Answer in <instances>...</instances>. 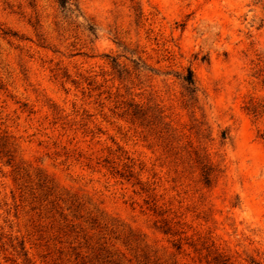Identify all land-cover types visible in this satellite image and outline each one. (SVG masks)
Returning <instances> with one entry per match:
<instances>
[{
    "label": "rangeland",
    "instance_id": "obj_1",
    "mask_svg": "<svg viewBox=\"0 0 264 264\" xmlns=\"http://www.w3.org/2000/svg\"><path fill=\"white\" fill-rule=\"evenodd\" d=\"M0 264H264V0H0Z\"/></svg>",
    "mask_w": 264,
    "mask_h": 264
},
{
    "label": "trees",
    "instance_id": "obj_2",
    "mask_svg": "<svg viewBox=\"0 0 264 264\" xmlns=\"http://www.w3.org/2000/svg\"><path fill=\"white\" fill-rule=\"evenodd\" d=\"M58 2L63 8H65L68 5L69 0H58ZM184 80L188 83L190 87L191 86L195 87V79H194L192 70L190 69L188 70V75L184 77ZM132 115L136 119L140 118V119L145 120L147 118V113L142 112V110H138V111L134 110L132 112ZM197 162L199 163V165H201V174H202V179L204 183L206 185H210L212 182V177L214 176V174H216L217 169H215V167L211 163L206 161V159L204 160L202 158H199L197 159Z\"/></svg>",
    "mask_w": 264,
    "mask_h": 264
}]
</instances>
